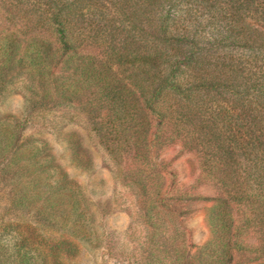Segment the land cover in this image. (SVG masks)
<instances>
[{
    "label": "trees",
    "instance_id": "trees-1",
    "mask_svg": "<svg viewBox=\"0 0 264 264\" xmlns=\"http://www.w3.org/2000/svg\"><path fill=\"white\" fill-rule=\"evenodd\" d=\"M0 19L13 26L0 31V91L25 74L30 112L79 108L148 198L150 226L164 224L144 165L154 125L200 147L225 196L211 212L212 252L176 258L230 264L234 206L264 217V0H0ZM229 46L247 51L236 58ZM19 132L0 120V176L19 169ZM0 230V264H48L77 249L62 240L46 254L18 227Z\"/></svg>",
    "mask_w": 264,
    "mask_h": 264
},
{
    "label": "rangeland",
    "instance_id": "rangeland-1",
    "mask_svg": "<svg viewBox=\"0 0 264 264\" xmlns=\"http://www.w3.org/2000/svg\"><path fill=\"white\" fill-rule=\"evenodd\" d=\"M12 28L0 19V31ZM83 50L103 56L102 47ZM226 51L243 58L247 50ZM24 75L0 91V120L19 124L24 143L19 169L0 176V227H18L46 254L62 240L76 246L74 253L48 255V264H179L182 253L205 260L201 254L212 252L205 246L212 236L211 212L225 192L200 147L183 134L170 139L165 123L162 131L154 125L144 162L152 180L149 195L159 196L164 221L154 228L148 224V218L155 220L146 214L148 198L112 160L84 113L66 106L30 112ZM254 215L234 206L232 240L239 247L233 245L230 264H264V224L257 221L264 217ZM250 217L251 223L245 221Z\"/></svg>",
    "mask_w": 264,
    "mask_h": 264
}]
</instances>
